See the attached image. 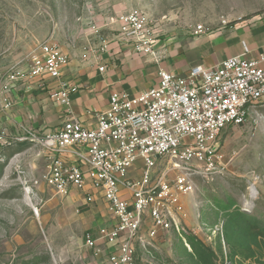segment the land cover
I'll return each mask as SVG.
<instances>
[{"label": "rangeland", "instance_id": "374dc122", "mask_svg": "<svg viewBox=\"0 0 264 264\" xmlns=\"http://www.w3.org/2000/svg\"><path fill=\"white\" fill-rule=\"evenodd\" d=\"M133 10L146 14L161 38L264 19V0H0V75L27 67L44 43L84 54L118 36V18ZM220 155L210 172L203 167L204 175L190 177L194 192L181 198L182 237L144 238L136 264H223L226 257L233 264H264V240L241 219L230 223L233 213L264 221V109L250 111L242 126L227 127ZM158 162L164 166L166 159ZM47 166L44 148L30 140H11L0 153V264L87 263L86 208L46 185Z\"/></svg>", "mask_w": 264, "mask_h": 264}, {"label": "built area", "instance_id": "2783aa9c", "mask_svg": "<svg viewBox=\"0 0 264 264\" xmlns=\"http://www.w3.org/2000/svg\"><path fill=\"white\" fill-rule=\"evenodd\" d=\"M118 23V38L159 66L158 87L137 97L113 93L109 109L96 115L95 129L71 116L50 134L41 137L25 130L14 140H30L44 148L48 161L44 182L57 194L70 196L90 186L102 195L117 219V226L101 235L108 246V264H136L137 245L144 244V238L153 240L171 232L182 237L181 198L194 192L190 177L204 175L203 167L210 172L222 158L220 140L227 127L242 126L250 111L264 109V52L248 58L245 46L244 55L210 68L196 66L184 77L163 68L166 54L157 49L160 37L146 14L133 10L121 15ZM203 33L202 26L194 31ZM108 49L104 41L86 53L97 58ZM69 63L60 48L41 44L28 57L27 67L15 65L0 75V113L14 107L13 90L20 81L28 83V91L36 86L46 89L47 80L59 81L58 89H49L50 98L70 108L71 96L79 89L61 80ZM11 140L8 131L0 130V153ZM160 159H166L164 166ZM138 163L141 176L133 179L129 173ZM93 197L87 195L86 203H92ZM144 225H149L146 236ZM85 245L96 256L105 252L89 233ZM223 262L233 264L228 257Z\"/></svg>", "mask_w": 264, "mask_h": 264}, {"label": "crops", "instance_id": "0c3cea01", "mask_svg": "<svg viewBox=\"0 0 264 264\" xmlns=\"http://www.w3.org/2000/svg\"><path fill=\"white\" fill-rule=\"evenodd\" d=\"M108 44V51L99 52L97 58L92 54L69 53L61 49L70 58L61 80L79 89L71 96L70 108L56 104L50 98L49 89H58L59 81L47 80L46 89L36 86L32 91L27 90L26 81H20L13 90L14 107L7 113H0V130L8 131L13 140L24 136L25 130L42 137L56 131L71 116L80 120L85 127L95 129L98 125L96 115L109 109L113 93H128L137 97L158 87L160 78L157 64L137 54L133 45L121 41L117 35L110 38ZM245 46L249 49L246 54L248 58L259 57L264 52V19L245 21L201 35L194 32L166 35L156 43L157 49L166 54L163 68L184 77L196 66L210 68L226 59L244 55ZM101 67L105 70L101 71ZM129 175L138 179L141 170L132 169ZM89 194L94 197L93 202L87 204ZM68 197L85 206L82 214L85 235L91 234L105 250L96 256L93 250L87 248L85 263L108 264V246L101 235L117 226L116 217L109 211L102 195L90 186L86 190L72 192ZM125 197L130 196L125 193ZM171 233L162 235L166 238Z\"/></svg>", "mask_w": 264, "mask_h": 264}, {"label": "trees", "instance_id": "16d2710c", "mask_svg": "<svg viewBox=\"0 0 264 264\" xmlns=\"http://www.w3.org/2000/svg\"><path fill=\"white\" fill-rule=\"evenodd\" d=\"M241 219L240 221H242L243 223H241L242 226L247 227V225L250 226V230L252 232H255L256 237H260L262 240H264V221H259L257 219H252L250 217H248V215L246 214H242V213H233V215L230 217V223H231V227L236 226V222H238V219ZM196 241H199L198 239H195ZM200 243V246H203V243ZM203 249H205L203 247Z\"/></svg>", "mask_w": 264, "mask_h": 264}, {"label": "bare ground", "instance_id": "6f19581e", "mask_svg": "<svg viewBox=\"0 0 264 264\" xmlns=\"http://www.w3.org/2000/svg\"><path fill=\"white\" fill-rule=\"evenodd\" d=\"M251 194H252V198L255 199L256 196H257V191H256L255 188H252V190H251Z\"/></svg>", "mask_w": 264, "mask_h": 264}]
</instances>
